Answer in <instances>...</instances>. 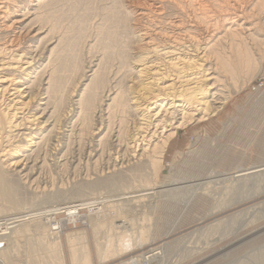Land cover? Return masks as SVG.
<instances>
[{
    "label": "bare ground",
    "instance_id": "6f19581e",
    "mask_svg": "<svg viewBox=\"0 0 264 264\" xmlns=\"http://www.w3.org/2000/svg\"><path fill=\"white\" fill-rule=\"evenodd\" d=\"M59 1L0 0V197L11 204L8 208L17 205L4 173L10 172L24 181L39 176L45 162L40 156L41 145L46 139L55 140L58 115L55 103L68 90L74 70L79 69V56L83 50H95L96 45L101 52L89 57L84 67L81 65L78 91L71 103L73 120H68L70 123L66 129L63 128L62 134L63 139L68 140L76 130L81 131L82 121L89 115L98 119L91 141L84 146L85 161L94 165L104 160L108 171L95 177L93 185H101L108 178L124 176L136 165H142V168L150 166L152 171L156 169L154 166L159 165L157 163L161 161L168 139L175 136L176 130L204 121L218 112L230 95L228 88L232 86V80L241 70L252 68L261 58L259 43L262 33L258 31V24L264 21V0H124L125 17H121L122 9L120 13L117 5L107 10L108 13L100 12L99 15L107 16L109 23L106 27L91 23L95 28L90 40L86 38L87 29L89 32L92 28H87L84 14L74 17L72 27L69 24L67 30L72 29L73 32L61 30L65 13H53ZM93 5L91 7L96 8L97 3ZM63 7L66 8L65 5ZM120 39L123 40L120 42ZM117 44L119 48H115ZM112 60L114 63L111 64ZM37 85L42 91L41 97L33 101ZM129 115L141 120L139 123L135 120L130 134L123 126ZM111 148H115L116 156L110 152ZM119 152L122 157L118 156ZM206 178L205 181L169 179L157 183L156 180L146 182L144 179L146 183L133 182L129 184L130 189L133 188L131 191L118 193L112 200L115 202L105 204V207H115L116 211L121 208L122 212V207L127 209L135 202L159 198L186 205L196 194L212 192L211 183L222 184L220 187L224 193L245 186L248 181L264 179V164L239 168L231 173L213 172ZM97 201L92 195L79 199L63 198L51 209L0 218V223L6 224V229L0 232V244L5 240L9 247L11 245L7 247L11 249L10 252L8 249V256L7 248L0 247V259L4 264H45L44 261H49L52 254L48 251L44 254L41 250L44 247L39 246L43 241H36L45 235L28 232L30 227L24 228L26 223L19 228L15 227L16 224L38 214L45 219L57 211L75 215L79 209L89 208ZM134 210L136 212V208ZM124 223L126 219L118 226ZM106 224L113 225L109 221ZM112 225L105 226L111 229ZM26 231L30 233L27 237L24 236ZM20 232H25L21 234L25 237L22 240L25 242L24 253L16 254L15 245L20 242L16 237ZM121 234L119 237L123 238L125 233ZM71 240L75 237L72 236ZM97 249L99 259L113 253V250L100 245ZM158 254V250L152 249L145 252L143 258L151 260ZM89 257V251L84 247L77 255L73 254L71 260L84 264L89 262Z\"/></svg>",
    "mask_w": 264,
    "mask_h": 264
},
{
    "label": "rangeland",
    "instance_id": "374dc122",
    "mask_svg": "<svg viewBox=\"0 0 264 264\" xmlns=\"http://www.w3.org/2000/svg\"><path fill=\"white\" fill-rule=\"evenodd\" d=\"M66 1L60 0L56 4L57 7L55 6L59 8V11L56 8L53 10V13L56 14L65 13L64 23L60 26L61 30L64 31L70 28L69 24L72 27L74 17L81 16V14L87 17V28H92L91 25L95 26L97 23L106 27L109 23L107 16L104 17L99 14L109 11L116 5L118 6L116 7L117 10L122 9L123 13L120 11L121 17H125L124 0H107L108 2L106 0H89L90 2L81 0L82 4L81 1L69 0L70 6L66 5L68 4ZM62 4L66 6L67 10ZM86 5H90L88 7L91 9L87 8ZM92 5H96L97 9L94 7L96 11L91 7ZM84 6H86L87 11ZM103 6L105 7L104 10L102 9ZM106 6L108 7L106 8ZM96 16L99 17L95 19ZM71 18L72 20H70ZM92 20L94 21L92 22ZM261 23L263 24L264 21L259 22L260 25L258 24V31L260 34L262 33L260 36L262 39L259 43V57L262 60L260 58L252 68L238 72L239 74L232 80L234 82H231L232 86L229 85L231 87L228 88L230 89V97L228 96L227 101L218 112L211 114L204 121L193 122L178 128L175 136L168 139L161 161L157 163L160 166H154L157 170L153 169L152 171L150 166L142 168V165H136L124 176L108 178L110 182L106 179L105 183L101 185H93L94 179L102 173L103 175L107 174L105 172L108 171L106 170L108 165L104 160L98 161L94 165L91 162H86L84 152L85 144L87 145L91 141L92 131L99 123L98 119L89 115L90 117L82 121V125L80 124L83 126L81 131L77 132L76 130L68 140L63 139V128L69 125L68 120H73L71 118L73 104L71 103L76 91H78L79 83L77 81L80 79L81 67H84L93 55L101 52L96 45L95 50L94 48L83 50L80 53L81 61L78 64L81 70L78 68L77 71L74 70L68 90L55 103L57 106L56 115L58 114L54 132L55 140L49 139L48 141L46 139L41 145L40 156L45 161L43 163L44 170L41 169V172H38L37 180L32 178L26 181L20 180L17 175L10 172L4 173L5 181L17 206L13 205L12 208H8L11 207V204L0 197V218L31 210L41 212L45 208L55 207L63 198L73 197L75 199L76 197L79 199L92 195L95 201L98 200L96 204L89 208L79 209L75 215L57 211L45 219H42L44 218L43 215L38 214L25 221L15 222L17 223L16 228L23 227V223H26L24 228L30 227L27 228V230L30 229L28 232L45 235L36 240L38 243L41 241L45 243L42 242L39 245L44 247L41 249L44 254L46 251L52 254H50L49 261H44L45 264H77L72 262V255H77L84 247L88 249L90 255L89 262L85 261L84 264H264L262 260V258L264 259V179L262 178L248 181L245 186L224 193L220 187L222 184L211 183L212 186L209 185L213 188H211L212 192L196 194V197L186 205L175 200L164 201L159 198L151 201L141 200L137 202L138 204L135 202L131 205L132 207L129 205V211L126 207H122V212L121 208L116 211L117 208L109 207L110 202H115L112 200L116 198L118 193L129 192L133 189H130L129 186L133 182H144L145 180L146 182H155L156 180L157 183H161L169 179H178V181L201 179L205 181L207 180L206 177L213 172L231 173L239 168L264 164V24ZM67 25L68 27H66ZM94 28L90 30L91 32H88L87 29L86 38L88 40L93 38ZM70 30L73 32L72 29L67 31ZM121 38H123V34H121ZM121 40L123 39H120V42ZM117 45L118 47L115 48H119L120 45ZM262 52L263 54H261ZM125 55H127L126 52ZM128 57H130L129 53ZM116 61L117 59H115ZM110 63H114V60ZM34 90L36 95L33 101L41 97L40 92H42L38 85ZM162 114L164 115V113ZM126 118L128 120H125L123 126L127 128L124 127L126 133L130 134L134 129L132 127L134 123L136 121L139 123L141 120L135 119L134 115H129ZM106 141L105 145L108 148ZM137 147L140 148L141 146ZM115 151V148L110 149L114 156L117 155ZM119 153L118 156L122 157V152ZM89 180L92 184L87 182ZM105 204H109L110 209L106 208ZM143 206L147 207L144 208ZM134 208H136V212ZM36 219L38 221H35ZM125 219L126 224L118 226ZM107 221L112 222L113 225L106 224ZM114 224L116 228H114ZM105 225H112L113 227L107 229L108 227ZM5 229L6 224L1 221L0 232ZM28 232L25 235V232H20L19 236L17 234L16 238L19 239L17 241L20 242L15 245L16 254L24 253L25 242L22 240L25 237H22L21 234L23 233L27 237L30 234ZM123 232L125 233L123 238L119 237ZM47 235H50V238ZM72 236L75 237V240H71ZM99 245L101 248L113 250V253L108 257L99 259L97 255ZM29 246H31V242ZM0 247H9L8 242L4 240ZM9 248L6 249L7 256ZM152 249L159 251L157 257L151 260L144 259V253ZM3 262L0 259V264H4Z\"/></svg>",
    "mask_w": 264,
    "mask_h": 264
}]
</instances>
